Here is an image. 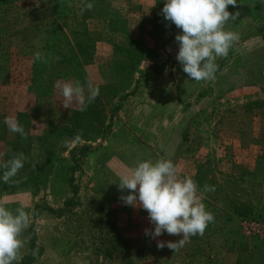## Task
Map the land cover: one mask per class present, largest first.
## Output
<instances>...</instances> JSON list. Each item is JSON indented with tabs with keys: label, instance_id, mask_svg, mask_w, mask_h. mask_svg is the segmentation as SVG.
Returning a JSON list of instances; mask_svg holds the SVG:
<instances>
[{
	"label": "rangeland",
	"instance_id": "374dc122",
	"mask_svg": "<svg viewBox=\"0 0 264 264\" xmlns=\"http://www.w3.org/2000/svg\"><path fill=\"white\" fill-rule=\"evenodd\" d=\"M165 2L0 0V164L27 157L0 197L31 219L14 264H264V241L242 234L264 223V0L229 5L239 40L199 82L176 59ZM87 78L95 101L64 108L56 82ZM161 157L215 188L203 197L214 222L176 252L157 242L182 236L145 235L148 212L120 200L119 174Z\"/></svg>",
	"mask_w": 264,
	"mask_h": 264
},
{
	"label": "clouds",
	"instance_id": "9594fccd",
	"mask_svg": "<svg viewBox=\"0 0 264 264\" xmlns=\"http://www.w3.org/2000/svg\"><path fill=\"white\" fill-rule=\"evenodd\" d=\"M229 5L236 6L237 0H166L162 15L181 30L175 37L179 44L176 59L190 80H214L219 70L217 59L227 58L230 49L239 40L237 32L226 29V24L240 15L238 11L235 14L228 11ZM93 7V3L84 5L86 10ZM34 56L38 61L47 62L40 52ZM55 87L59 90L64 108H72L75 104L84 110L99 95V86L91 78L84 82L57 81ZM4 123L10 132L27 139V133L16 116L5 117ZM26 159L25 154L20 152L0 164L3 168L0 179L8 183L24 167ZM119 180L121 192H129L128 195H121L120 200L148 212L154 231L145 229V235L153 239L165 232L182 236L176 242L158 241L160 249L167 246L176 252L192 236H202L209 223L215 220L214 214L207 210L203 202L204 194L214 192V186L205 184L201 190L191 176L181 177L178 165L170 159L161 157L155 162L138 161L119 174ZM30 224V213L23 204L13 209L5 198L0 197V264L19 261L20 250L28 239L23 234Z\"/></svg>",
	"mask_w": 264,
	"mask_h": 264
},
{
	"label": "built area",
	"instance_id": "2783aa9c",
	"mask_svg": "<svg viewBox=\"0 0 264 264\" xmlns=\"http://www.w3.org/2000/svg\"><path fill=\"white\" fill-rule=\"evenodd\" d=\"M242 234L247 239L263 242L264 223L258 219L247 220L243 226Z\"/></svg>",
	"mask_w": 264,
	"mask_h": 264
},
{
	"label": "trees",
	"instance_id": "16d2710c",
	"mask_svg": "<svg viewBox=\"0 0 264 264\" xmlns=\"http://www.w3.org/2000/svg\"><path fill=\"white\" fill-rule=\"evenodd\" d=\"M91 148H87L86 146L85 147H82V150H84L85 152L89 151ZM1 174H3V168H0V177H1ZM34 237V236H33ZM31 241H34V238L31 240ZM34 244V243H33ZM32 244V245H33ZM35 246V245H34Z\"/></svg>",
	"mask_w": 264,
	"mask_h": 264
},
{
	"label": "crops",
	"instance_id": "0c3cea01",
	"mask_svg": "<svg viewBox=\"0 0 264 264\" xmlns=\"http://www.w3.org/2000/svg\"><path fill=\"white\" fill-rule=\"evenodd\" d=\"M207 245H212V244L209 243V242H207ZM209 250H210V249L207 248L208 253H209ZM208 253H206V254L208 255ZM207 257H208V256H206L205 259H206ZM197 258H198V257H195V258H193V260H194V259L196 260ZM191 259H192V258H191ZM218 263L220 264L219 260L217 259L216 264H218Z\"/></svg>",
	"mask_w": 264,
	"mask_h": 264
}]
</instances>
